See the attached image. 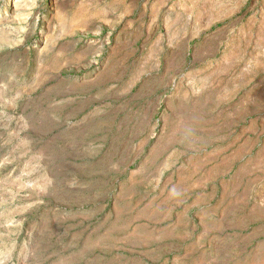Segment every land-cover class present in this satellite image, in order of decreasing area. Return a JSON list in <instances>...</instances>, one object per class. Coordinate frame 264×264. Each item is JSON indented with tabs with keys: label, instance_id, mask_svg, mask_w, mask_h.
Listing matches in <instances>:
<instances>
[{
	"label": "rangeland",
	"instance_id": "1",
	"mask_svg": "<svg viewBox=\"0 0 264 264\" xmlns=\"http://www.w3.org/2000/svg\"><path fill=\"white\" fill-rule=\"evenodd\" d=\"M15 1L0 264H264V0Z\"/></svg>",
	"mask_w": 264,
	"mask_h": 264
},
{
	"label": "bare ground",
	"instance_id": "2",
	"mask_svg": "<svg viewBox=\"0 0 264 264\" xmlns=\"http://www.w3.org/2000/svg\"><path fill=\"white\" fill-rule=\"evenodd\" d=\"M16 1L18 2V0H16ZM16 1H15V3H16ZM25 1H26V0H21L22 5L25 3ZM16 4H17V3H16ZM16 4H14V9L16 8V7H15ZM19 7H20V6H19ZM262 29H263V28H262ZM262 32H263V31H262ZM257 38H259V37H257ZM263 41H264V40H263ZM222 66H223V65H222ZM222 66H221V67H222ZM226 66H227V65H226ZM228 66H229V65H228ZM217 72H218V71H217Z\"/></svg>",
	"mask_w": 264,
	"mask_h": 264
}]
</instances>
